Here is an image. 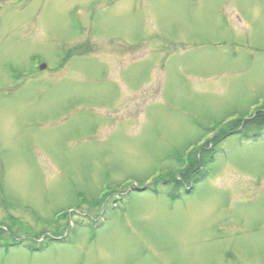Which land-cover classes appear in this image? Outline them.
<instances>
[{
	"label": "rangeland",
	"instance_id": "1",
	"mask_svg": "<svg viewBox=\"0 0 264 264\" xmlns=\"http://www.w3.org/2000/svg\"><path fill=\"white\" fill-rule=\"evenodd\" d=\"M258 113L264 0H0V264H264Z\"/></svg>",
	"mask_w": 264,
	"mask_h": 264
},
{
	"label": "trees",
	"instance_id": "2",
	"mask_svg": "<svg viewBox=\"0 0 264 264\" xmlns=\"http://www.w3.org/2000/svg\"><path fill=\"white\" fill-rule=\"evenodd\" d=\"M253 120L259 125V126H262L264 125V113H258V115H255L253 117ZM197 169L198 168V162L196 160V158L194 159V157H192L188 163V166H187V172L191 171L192 169ZM186 172V173H187ZM185 173V171L183 172Z\"/></svg>",
	"mask_w": 264,
	"mask_h": 264
}]
</instances>
